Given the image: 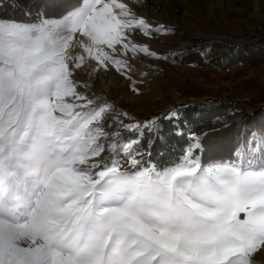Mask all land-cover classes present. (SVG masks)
<instances>
[{"label": "snow or ice", "instance_id": "6c2138e0", "mask_svg": "<svg viewBox=\"0 0 264 264\" xmlns=\"http://www.w3.org/2000/svg\"><path fill=\"white\" fill-rule=\"evenodd\" d=\"M25 15L0 18V264H253L264 250V132L249 133L247 155L205 163L201 138L180 127L178 112L120 119L112 135H131L108 150L126 152L129 168L116 156L93 162L111 106L90 107L72 72L95 61L131 80V60L167 59L134 34L152 39L166 26L121 0ZM73 44L79 53L69 56ZM160 120L188 137L164 168L136 147L141 130L159 138Z\"/></svg>", "mask_w": 264, "mask_h": 264}, {"label": "rangeland", "instance_id": "374dc122", "mask_svg": "<svg viewBox=\"0 0 264 264\" xmlns=\"http://www.w3.org/2000/svg\"><path fill=\"white\" fill-rule=\"evenodd\" d=\"M159 1L157 14L166 31L152 39L139 33L134 35L167 59L141 55L131 60V80L114 70H97L95 61H91L93 65L86 61L72 72L70 79L78 86L77 90L94 101L90 107L111 106L101 121L108 125L107 135L98 140L105 151L92 158L93 162L117 158V153L108 148L114 142L120 143V136L127 132L121 128L119 137L112 135L120 119L125 123L133 119L143 122L181 105L207 110L233 107L229 112L231 118L219 126L234 130L239 123H246L260 130L259 119H264V0H222L219 7L217 0ZM188 41L196 44L188 49ZM188 50H202L201 60L186 63ZM241 56L249 59L237 61ZM66 99L73 102L71 97ZM120 113H127L128 118ZM222 145L225 146V141ZM121 154L126 156V152ZM128 168L129 165L123 169ZM252 260L253 264H264V250L254 254Z\"/></svg>", "mask_w": 264, "mask_h": 264}, {"label": "trees", "instance_id": "16d2710c", "mask_svg": "<svg viewBox=\"0 0 264 264\" xmlns=\"http://www.w3.org/2000/svg\"><path fill=\"white\" fill-rule=\"evenodd\" d=\"M78 3V0H0V18L2 19H17V20H29L30 17L25 13H31L34 17L38 13H45L49 17H59L67 9L74 7ZM188 49L196 42L188 41ZM203 51H190L185 56L184 61L188 64L198 63L201 60L200 54ZM249 58L241 56L237 61H246ZM253 59V58H251ZM262 63V59H259ZM201 63V62H200ZM201 66L202 64H195ZM263 101V100H262ZM263 103V102H261ZM233 107L220 106L213 110H207V108H198L191 105H181L173 110L180 114V127L185 132L194 133L201 138L202 152L200 153L203 162L207 163L212 159L217 161H227L234 157L238 152H246L245 140L249 137V133L264 132V119H259L260 130L251 128L249 124H238L234 130H231L229 126H219L220 122L229 120L230 110ZM163 114L155 117H160ZM258 118V116H255ZM151 119V118H149ZM145 121V120H143ZM132 122V121H131ZM130 123V122H129ZM104 131L108 130V125L104 124ZM160 131L159 138L148 137L141 130L142 140L136 147L143 152V159L150 161L151 164L157 168H164L177 162L181 157L183 150L187 147L188 137H180L173 134V123L168 120L159 121ZM218 126V127H216ZM117 129V127H115ZM130 133L126 132L120 136V144H123L124 140L130 137ZM259 137H257L258 139ZM149 140H151V146H149ZM222 140V141H221ZM225 141V146L222 145ZM218 144H221L218 146ZM151 151V156H149ZM122 151L117 153V159L121 160L123 168L128 164L124 163ZM256 162H259V153L256 154ZM138 159L140 157H137ZM123 170V169H122Z\"/></svg>", "mask_w": 264, "mask_h": 264}, {"label": "bare ground", "instance_id": "6f19581e", "mask_svg": "<svg viewBox=\"0 0 264 264\" xmlns=\"http://www.w3.org/2000/svg\"><path fill=\"white\" fill-rule=\"evenodd\" d=\"M121 2L128 4L129 7L132 8V10L136 13L137 17H140V16L144 17L154 27L158 25H162L164 23L160 19V16L157 14V9L160 5L159 0H121ZM221 2L222 0H217L218 7L220 6ZM144 6L145 8L143 9ZM137 39L143 41L142 38L140 37H137ZM78 53H79V48L75 44H73V46L70 47L68 50V55L70 56L71 54L75 56ZM87 63L89 65L94 64L91 61H87Z\"/></svg>", "mask_w": 264, "mask_h": 264}]
</instances>
